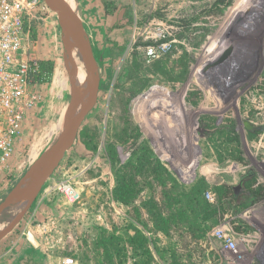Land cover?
<instances>
[{"label":"rangeland","instance_id":"374dc122","mask_svg":"<svg viewBox=\"0 0 264 264\" xmlns=\"http://www.w3.org/2000/svg\"><path fill=\"white\" fill-rule=\"evenodd\" d=\"M69 1L100 68L98 102L0 241V264H264V0ZM33 36L53 72L35 88L0 203L83 104L47 5Z\"/></svg>","mask_w":264,"mask_h":264},{"label":"built area","instance_id":"2783aa9c","mask_svg":"<svg viewBox=\"0 0 264 264\" xmlns=\"http://www.w3.org/2000/svg\"><path fill=\"white\" fill-rule=\"evenodd\" d=\"M45 6L44 0H0V184L17 152L28 112L35 105V88L46 76L33 51V23ZM59 189L71 203L79 201V192L70 182ZM219 236L236 256V243ZM63 264H74V260L67 258Z\"/></svg>","mask_w":264,"mask_h":264},{"label":"water","instance_id":"95a60500","mask_svg":"<svg viewBox=\"0 0 264 264\" xmlns=\"http://www.w3.org/2000/svg\"><path fill=\"white\" fill-rule=\"evenodd\" d=\"M44 1L46 5L58 15V21L65 37V48L67 50L69 49V45L66 40H71L72 38L73 42L82 54L90 75L86 81L87 89L83 90L75 85V80L73 78L74 71L72 70L70 72L72 75V83L74 85L73 90L83 97L82 109L67 119L61 136L48 149L43 163L32 167L26 176L6 195L4 200L0 203L1 217L9 207L17 205L20 202H27L21 213L8 225L6 229L0 233V240L10 233L24 218L31 205L40 195L48 179L55 173L66 153L73 147L83 123L98 102L100 92V68L93 54L91 44L86 37L85 27L82 20L74 12L67 11L64 0ZM87 91L90 93L88 97ZM29 178H31V181L27 182Z\"/></svg>","mask_w":264,"mask_h":264},{"label":"bare ground","instance_id":"6f19581e","mask_svg":"<svg viewBox=\"0 0 264 264\" xmlns=\"http://www.w3.org/2000/svg\"><path fill=\"white\" fill-rule=\"evenodd\" d=\"M67 11L72 12L69 9L70 1L69 0H64ZM67 44L70 45L68 55L69 59L73 63V78L75 80V83L78 85H81L84 83L87 73L89 72L84 59L82 57V54L78 47L75 45V43L71 40H66ZM230 54V51L229 53ZM227 54V55H228ZM226 58V57H225ZM226 62V59H224L223 63ZM226 65V64H225ZM20 207L17 205H13L7 209V211L0 217V233L8 227L11 221H13V218L17 215Z\"/></svg>","mask_w":264,"mask_h":264},{"label":"trees","instance_id":"16d2710c","mask_svg":"<svg viewBox=\"0 0 264 264\" xmlns=\"http://www.w3.org/2000/svg\"><path fill=\"white\" fill-rule=\"evenodd\" d=\"M42 70H43V72L44 73H52L53 72V69H50V65H49V63H47V62H42ZM136 152L134 153V156H136ZM113 157L111 158L112 159V161L115 163L116 162V160L118 159V154L117 153H114L113 155H112ZM134 158V157H133ZM236 189V188H235ZM200 194H201V192H200ZM192 201H196L197 202V200H196V198L195 197H192ZM206 203V202H205ZM207 204V203H206ZM209 206V205H208ZM110 243V242H109ZM109 243H103L102 244V246H101V248H102V250H104L105 252H107V253H110V251H111V247H112V245L111 244H109Z\"/></svg>","mask_w":264,"mask_h":264},{"label":"crops","instance_id":"0c3cea01","mask_svg":"<svg viewBox=\"0 0 264 264\" xmlns=\"http://www.w3.org/2000/svg\"><path fill=\"white\" fill-rule=\"evenodd\" d=\"M13 230H14V229H13ZM13 230H12V231H13ZM8 234H9V233H8ZM8 234H7V235H8ZM7 235H6V236H7ZM6 236H5V237H6ZM0 241H1V240H0Z\"/></svg>","mask_w":264,"mask_h":264}]
</instances>
